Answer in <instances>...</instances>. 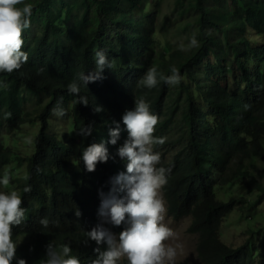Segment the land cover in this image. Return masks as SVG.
I'll list each match as a JSON object with an SVG mask.
<instances>
[{
	"label": "trees",
	"instance_id": "16d2710c",
	"mask_svg": "<svg viewBox=\"0 0 264 264\" xmlns=\"http://www.w3.org/2000/svg\"><path fill=\"white\" fill-rule=\"evenodd\" d=\"M175 2L190 17L178 36L187 35V44L195 35L200 46L181 51L168 38L154 63L145 58L155 42V13H144L150 0H25L33 5L31 26L23 33L28 62L19 71L0 73V176L12 159L25 162L23 176L10 183L17 184L14 190L26 209L25 221L13 228L17 259L40 264L50 242L70 243L81 264L96 258L97 245L84 232L99 224V193L107 194L111 178L126 171V162L116 155L127 138L122 116L134 108V97L145 96L159 116L155 136L166 138L153 147L163 150L158 166L171 169L162 189L166 208L176 219L191 217L187 230L197 235L200 263L264 264V226L248 227L250 236L237 246L220 238L225 216L244 200L240 192H264V0ZM101 50L111 68L104 69L103 79L81 86L89 104H77L67 85L95 70V52ZM152 66L164 75L175 66L183 80L177 86L161 81L153 89L138 87ZM34 98L31 108L25 106ZM61 100L67 115L57 118L52 109ZM96 106L103 111L95 112ZM35 120L32 150L16 155L2 130L16 134ZM55 121L65 125L58 123L55 130ZM112 121L120 124V139L106 143L108 161L88 172L82 149L109 141ZM89 124L90 136L77 134ZM236 181L239 195L217 199V186ZM26 186L31 192H23ZM106 225L117 235L125 227Z\"/></svg>",
	"mask_w": 264,
	"mask_h": 264
},
{
	"label": "clouds",
	"instance_id": "9594fccd",
	"mask_svg": "<svg viewBox=\"0 0 264 264\" xmlns=\"http://www.w3.org/2000/svg\"><path fill=\"white\" fill-rule=\"evenodd\" d=\"M22 5V6H21ZM33 5L25 0H0V73L11 74L19 71L28 62L29 56L24 51L23 33L31 26ZM200 46L193 35L187 44L181 42V51H190ZM95 70L80 73L67 85L70 95L77 97V104L87 106L88 97L81 95V86L87 88L90 82L103 79L104 69L111 68L104 51H96ZM42 72L43 69H40ZM183 77L175 66L170 74L159 73L155 66L150 67L138 80L137 86L153 89L163 81L169 86H177ZM94 111H103L96 106ZM52 115L63 118L67 115L62 100L52 109ZM127 138L118 147L116 155L126 162V171L111 178L109 192H100L101 197L98 216L101 222L90 231L84 232L87 240L94 241L97 247L96 258L91 264H178V258L184 254V245L178 233L165 223L166 203L162 195L163 187L168 183L170 168L158 166L161 156L153 151L155 145H163L166 138L155 136L159 116L151 111L145 96L134 97V108L122 116ZM110 140L92 143L82 149L81 159L88 172H94L99 163L109 159L106 143L116 145L120 139L119 122H111ZM91 124L79 128L77 134L83 137L92 134ZM28 155V154H27ZM12 180L10 171L4 169L0 176V264H27L25 259H17V242L13 239V228L20 226L26 219V209L22 207L23 199L17 190H9ZM24 193L31 192V186L23 188ZM76 215L80 216L79 210ZM41 225L47 228L49 221L43 218ZM105 224L116 227L125 225L118 234L113 233ZM86 240V241H87ZM101 245L106 248L101 249ZM70 243L46 246V256L40 264H81L78 256L72 254Z\"/></svg>",
	"mask_w": 264,
	"mask_h": 264
},
{
	"label": "rangeland",
	"instance_id": "374dc122",
	"mask_svg": "<svg viewBox=\"0 0 264 264\" xmlns=\"http://www.w3.org/2000/svg\"><path fill=\"white\" fill-rule=\"evenodd\" d=\"M155 1L156 0H150L151 3H148L144 8L145 14L149 15L153 12L155 13L153 21L155 42L148 50L145 58L150 62L153 61L154 63H157V57L161 53L162 45L168 38H170L174 44L173 48L179 46L181 42L184 44L187 42V35L181 34L178 36V32L190 17L186 11L180 8V5H176V0H159L158 6L155 5ZM183 5L185 6V3ZM42 98L45 99V97ZM46 98L48 99L49 97L46 96ZM34 103L35 98L29 101L28 104L26 103L25 106L27 105L28 108H31ZM72 119L71 114V125L73 122ZM58 123L65 125L63 124L64 122L61 123V121H55L53 126L55 130L58 129ZM38 124L37 120L31 123H25L23 128H21L19 132H16V134H14L11 128L2 130L3 133H9L8 144L14 149L16 155L25 156L32 150L33 135L37 131ZM12 135H14V139L10 138ZM153 151L160 154L162 161L164 156L163 150L153 149ZM168 156L169 154L166 158H168ZM257 162L259 165H262L260 160H257ZM6 170L10 171L12 178H19L23 176L25 172V162L12 159L6 166ZM238 181H244V178L238 179ZM238 181L233 182L235 185L217 186L215 188L217 199L225 200L230 198L231 195H239L240 190L237 186L239 185ZM260 181L264 184V178L260 179ZM16 185L17 184L10 185L9 188L15 189ZM240 194L244 197L243 202H240L239 200L238 205L240 206L233 208L227 213L220 228V238L230 246L240 245L250 236V232H247L248 227L256 226L263 228L264 226V192H259L257 190H243ZM248 202L249 205L245 206ZM190 218L191 217L187 215L176 219L167 210L165 223L178 233L180 241L184 245V254L178 258V263L188 259L191 264H201L195 250L197 235L187 230ZM100 222L101 220L99 223ZM104 226L111 230L106 224ZM112 232L115 233L114 231ZM256 236L259 238V235L256 234Z\"/></svg>",
	"mask_w": 264,
	"mask_h": 264
}]
</instances>
